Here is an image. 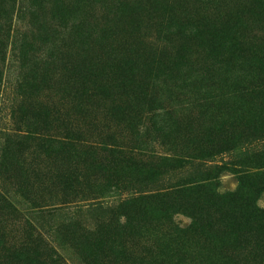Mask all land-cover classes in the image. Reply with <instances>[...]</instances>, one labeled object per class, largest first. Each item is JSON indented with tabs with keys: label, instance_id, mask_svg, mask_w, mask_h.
Returning a JSON list of instances; mask_svg holds the SVG:
<instances>
[{
	"label": "trees",
	"instance_id": "16d2710c",
	"mask_svg": "<svg viewBox=\"0 0 264 264\" xmlns=\"http://www.w3.org/2000/svg\"><path fill=\"white\" fill-rule=\"evenodd\" d=\"M118 12L130 13L126 6ZM247 12L264 16V0H253ZM130 21L139 23L133 15ZM199 28L189 20L173 27L183 41L179 50ZM208 34L211 58H223L224 66L216 70L239 82L234 87V94H239L234 108L240 109V117L231 122L232 135L220 126L199 131L188 121L182 125L170 112H153L151 126L141 125V114H129L125 126L136 141L143 142L149 134L170 146L166 153H151L147 162H140L126 159L113 136V144L106 148L89 140V130L51 133L48 126L61 128L52 124L49 112L26 114L23 119L37 128L24 130L19 137L21 143H35L33 157L27 161L23 154L16 160L8 146L0 153V264H68L29 218H23L18 237L12 234L9 226L17 218L16 209L3 183L14 186L41 216H52L58 207L72 210L53 229L50 223L49 231L58 243L76 250L81 264H264V209L256 205L264 192V60L259 59L264 40L244 47L243 37L215 29ZM81 72L82 79L90 76ZM135 72L121 68L115 79L133 81ZM149 73L153 75L150 69ZM258 77L263 81L255 82ZM244 81L248 83L242 86ZM111 116L120 118L118 112ZM254 142L262 146L252 147ZM224 153L232 154V159L207 165ZM78 155L77 163L70 165ZM56 159L61 160L59 168ZM62 164H69L67 171ZM225 170L237 175L238 185L233 191L218 192V175ZM30 174L40 185L34 192ZM122 181L134 184L121 197ZM114 195L117 204L105 206V198ZM175 216L188 223L176 222Z\"/></svg>",
	"mask_w": 264,
	"mask_h": 264
},
{
	"label": "rangeland",
	"instance_id": "374dc122",
	"mask_svg": "<svg viewBox=\"0 0 264 264\" xmlns=\"http://www.w3.org/2000/svg\"><path fill=\"white\" fill-rule=\"evenodd\" d=\"M252 1L0 0V153L8 146L16 160L24 155L27 161L33 157L35 143H21L23 138L19 136L35 127L23 119L35 112H49L52 124L60 126L59 130L48 126L51 133L89 130V140L106 148L113 144V136L126 159L140 162H147L151 153H166L170 146L165 141H154L149 134L143 142L136 141L125 126L129 114H141L143 126H151L148 120L153 112H170L182 125L188 121L189 127L199 131L219 126L227 133L235 130L231 122L240 117V109L234 108L239 102L234 87L239 82L216 70L224 66L223 58H211L208 33L215 29L239 36L240 40L243 37L244 47L262 42L264 16L262 12H247ZM122 6L130 13L120 16ZM132 15L138 17L137 25L129 24ZM184 20L200 28L186 40V48L179 50L183 41L180 31L173 27ZM174 22L178 24L173 26ZM259 59L263 63L264 53ZM121 68H133L135 79H115ZM149 69L157 78L149 75ZM81 70L90 76L82 79ZM115 112L120 118H112ZM261 146L255 142L252 145L256 149ZM79 156L73 157L70 165L74 166ZM230 159L232 154L224 153L207 165ZM54 163L61 166V160ZM62 165L67 171L69 164ZM29 178H34L30 191L39 190L36 176L30 174ZM122 183L121 197L129 194L128 186L134 182ZM1 185L16 209L17 218L9 226L12 234L18 237L23 218H29L68 264H79L76 250L58 243L52 232L65 219V212L70 214L72 210L58 207L52 216H41L15 192L14 186ZM237 185L236 174L225 170L218 175V192L233 191ZM118 201L115 195L106 197L104 205L113 207ZM256 205L264 209V192ZM174 220L188 223L183 216H175Z\"/></svg>",
	"mask_w": 264,
	"mask_h": 264
}]
</instances>
